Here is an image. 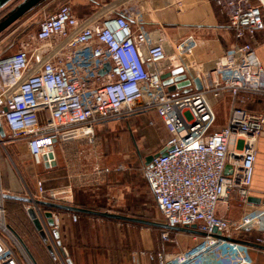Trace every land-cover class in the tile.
<instances>
[{
	"label": "built area",
	"instance_id": "obj_1",
	"mask_svg": "<svg viewBox=\"0 0 264 264\" xmlns=\"http://www.w3.org/2000/svg\"><path fill=\"white\" fill-rule=\"evenodd\" d=\"M214 2L226 10L236 42L211 68L192 58V36L171 46L142 25L134 28L129 11L113 3L82 18L62 3L44 14L15 52L0 56V123L5 131L0 146L5 148L6 138L21 141L37 164L45 163L43 156L50 152L56 158L57 144L76 139L93 143L97 124L138 110L156 111L168 138L151 164L143 166L144 177L164 223L196 225L190 235L204 238L175 253H149L159 264H258L244 251L264 252L243 243L264 246V202L248 201L258 141L264 136V112L246 107L249 93L264 94V65L252 41L257 32L264 33V0ZM106 63L110 69L101 75ZM178 67L190 73L192 88L187 92L169 91L163 83L161 76ZM226 95L231 98L230 116L225 126L215 129V103ZM7 157L11 159L9 153ZM110 171L94 169L96 177ZM20 177L21 192L4 189L0 166V264H36L7 223L4 194L30 197L25 209L35 208L48 233L36 201L67 204L72 197L65 186L48 188L40 179L33 191ZM232 195L245 206L243 215H218L219 204H228ZM53 219L59 227L58 210ZM72 219L77 221L78 215ZM177 234L171 236L166 229L162 237L178 244ZM50 237L57 260L69 264L66 249L58 247L51 232Z\"/></svg>",
	"mask_w": 264,
	"mask_h": 264
},
{
	"label": "crops",
	"instance_id": "obj_2",
	"mask_svg": "<svg viewBox=\"0 0 264 264\" xmlns=\"http://www.w3.org/2000/svg\"><path fill=\"white\" fill-rule=\"evenodd\" d=\"M49 1L51 0L44 1L31 11H51L50 13H52L58 8L60 4L67 3L71 6L73 12L78 17L82 18L89 14H92V12L86 14L84 11L96 12L107 2L108 4L113 3L114 7H119L120 10H124V12L128 10L130 13V17H128V13L125 14H127V17L131 20L134 28L138 25H142L155 37H163L164 39L168 40L171 43V46L175 45L178 41H181L188 36H192V39L194 40L192 58L208 68H211L214 64H218L221 61V58L223 57L227 47L236 42L233 37V33L229 28V17L226 13V10L218 6L214 2V0H96V3L98 4L94 6L95 8H93L91 4V2L95 0H58L57 5L52 8H48ZM257 34L264 36V33L261 31L257 32ZM259 50L260 51L257 53L264 65V42L260 44ZM171 70L172 69H169L167 72ZM187 76H190V73L188 71ZM190 88H192V86L189 85L186 88H177V90L181 89L182 92H187L188 90H190ZM255 95L264 96V94L249 93L248 102ZM225 99L231 101V98L228 95L220 100ZM218 104L219 103L217 102L215 103L216 112ZM246 107L248 108V104L246 105ZM248 109L252 110L250 108ZM152 113L159 118L156 111L153 109L138 110L135 113L125 115L120 118H128L133 116H149V114ZM120 118L102 122L100 124H97L95 128L96 130H99L103 126L108 125L112 121L118 120ZM149 121V123L151 124L152 119H149ZM164 129L168 134L165 126ZM58 145L59 144H57V146ZM57 146H55V150ZM60 148L62 149L63 145H59V149ZM155 153L157 152H153L149 155ZM146 157L144 160L145 162ZM56 160L57 164H59L57 152ZM145 162L142 163L143 166L146 165ZM41 165L43 166V169L45 171L53 174L52 176H47L49 177V180L52 181L58 178L57 180L62 181V173L64 172L63 169H60V177H55V169H57V165L50 167H46L44 163ZM125 172L128 171H125L123 167V169L121 170L110 171V173L106 175L98 176V184L100 185L96 188L98 190L104 191L103 193H108L106 195V197H108L110 194V190H114L112 188L118 185L114 184L115 182H113L116 178L121 177V180L123 179L124 182H127L128 180L126 181V179L129 177L128 179L129 181H131L132 174H128ZM93 174L95 175V173ZM106 178H109V180L106 181ZM77 179V176H72L71 179H69V177L67 176V184L65 185V187L69 190L68 194L71 193L72 195V197H69L70 200L67 204L83 208L78 203H86L88 209H90L91 207L96 208V206L91 204V202H86L89 199L88 197H91L90 195H87V192H94L95 188L93 187L95 186L91 185L89 188H86L87 184L89 183L84 182L82 185L77 184ZM88 179L92 178L89 176L88 178H86V180ZM71 181L74 182L75 185ZM16 183L17 186L14 187ZM127 183L129 184L130 182ZM12 185L14 187L13 190L15 193L18 194L19 192H21L22 187L17 176H15ZM45 186L48 188H53L52 186H47L46 183ZM35 189L36 187L34 186V190ZM86 195L87 197H85ZM251 196L258 197L264 202V136H262L258 141V154L255 164L253 192ZM98 203L99 204H96L97 207H99V205L102 207H106V202L100 201ZM239 205L241 207L240 216H242L246 208L240 203ZM235 208H237V204L232 206V210ZM102 211L120 213L109 209ZM217 211L220 213L225 212L220 206H218ZM74 213L78 215L77 221H73L72 219V215ZM240 216H238V218ZM58 217L60 222L58 227L59 237L55 236L54 232L52 231V226H50L47 222V218H45L46 224L48 229L54 236V239L60 241V247L65 248L68 252V259H70L71 262L70 264H159L158 259H151L149 253H157L159 251H164L166 253L177 252V250H165V243L172 242L163 239L162 232L166 229L158 226H149L128 220L70 210H58ZM143 219H148L156 222H164L160 221L154 216H152L151 218ZM169 230L171 232V236H175L173 232L184 233L186 235H190L191 232L172 229ZM180 236L182 238L185 237L184 235ZM172 247L174 248V246ZM141 251H144L145 253L142 254ZM246 252L258 264H264V252L254 249H247ZM35 260H37L36 257ZM38 261L39 260H37L36 262L38 264H41V262Z\"/></svg>",
	"mask_w": 264,
	"mask_h": 264
},
{
	"label": "rangeland",
	"instance_id": "obj_3",
	"mask_svg": "<svg viewBox=\"0 0 264 264\" xmlns=\"http://www.w3.org/2000/svg\"><path fill=\"white\" fill-rule=\"evenodd\" d=\"M23 1L24 0H13L0 9V20ZM96 2V0L91 2L93 8L98 4ZM57 3L58 0H51L48 3L49 7H47L52 8L57 5ZM50 12L51 11H31V13H27L5 29L0 34V56H7L15 52L20 47L21 41L37 30V26L44 14ZM84 12L89 14L95 11ZM252 41L257 47V52H259V46L264 42V36L257 34ZM230 102L231 101L226 99L217 102L219 104L217 105L215 129L221 128L226 124L230 114ZM247 104L248 108L254 111L264 112V96L262 95L253 96L249 102L247 101L246 105ZM149 119H152L154 124H150ZM167 138L168 134L164 129L161 119L156 117L153 113L149 114V116H133L112 121L108 125L96 130V138L93 143L84 139H76L69 142L67 145H63V148H60L61 150L59 149V145L56 147L59 164H57V169H55V177H60V169H63L62 181L57 180L58 178L52 181L49 180L47 176H52L53 174L45 171L41 164L34 162L23 142L12 141L6 138L7 143L5 148L4 146H0L2 185L6 190H13L12 182L15 176L21 181V175L28 187L34 191V186H36V181L38 179L42 180L44 185L46 183L47 186L57 188L67 184V176L69 179H71L72 176H77V184L82 185L84 182H88L89 184H87L86 188H89L91 185L95 186L93 187L95 188L94 192H91L92 194L87 192V195L91 197H88L89 199L86 202H91V204L95 206H97L96 204H99L98 202L100 201L106 202L105 206L107 209L120 212V214L137 216L140 218H151L154 216L160 221H164L144 178L142 163L145 162L144 160L147 155L158 152ZM8 153L11 159H8ZM96 166L108 167L111 171L117 170L119 166L124 167L125 171H128L125 173L132 174V179L131 181H129V177L126 179V181L128 180L127 182H130L128 184L124 182L123 179L121 180V177L116 178L113 182L118 185L112 188L114 190H110L109 196L106 197L108 193H103L104 191L96 188L100 185L98 184V177L93 174ZM89 176L92 179L86 180ZM108 180L109 178H106V181ZM72 183L75 185L74 182ZM87 195L85 197H87ZM27 203L28 202L6 198L5 207L7 223L17 232L31 253H33L32 255L39 260L38 262H41V264L60 263L55 257L54 250L49 248V244H51L50 232L48 233L45 231L48 240L45 241L40 231H35L34 222L28 219L25 209ZM236 204L237 208L232 210V206ZM219 206L225 211L224 213L217 211V214L220 216L236 219L241 214L239 201L234 195L231 196L228 204L222 201ZM173 233L175 235V232ZM179 234L185 237L182 238ZM177 236L178 244L165 243V250H183L204 240V238L199 236L196 237L184 233H178ZM52 237L54 238L53 235ZM57 245L60 248L61 244L59 245L57 243ZM244 254L248 256L246 251H244ZM219 264L226 263L221 260Z\"/></svg>",
	"mask_w": 264,
	"mask_h": 264
},
{
	"label": "water",
	"instance_id": "obj_4",
	"mask_svg": "<svg viewBox=\"0 0 264 264\" xmlns=\"http://www.w3.org/2000/svg\"><path fill=\"white\" fill-rule=\"evenodd\" d=\"M11 1H13V0H0V9L5 7ZM44 1H46V0H24L23 2H21L18 6H16V8H14L2 20H0V34L5 29H7L10 25H12L14 22L19 20L23 16H25L28 12H30L32 9L36 8L37 6H39ZM109 69H110V64L106 63L104 65V67L100 70V74L104 75L105 73H107V71ZM161 77L163 79L164 85L168 87L169 91H174L177 88H186V87H188L190 85V79L188 78L187 74L185 73L183 67L174 68L171 71L164 73ZM0 133H1L2 136L5 135V131H4L1 123H0ZM161 153H164V152L161 151ZM158 154H159V152L147 156L145 164L146 165H150L152 160H153V158L156 155H158ZM48 157L52 159L51 162L48 161ZM43 159L45 160L44 164H45L46 167L57 165V160H56L53 152H50L48 155H44ZM229 169H230V166L227 165L225 173H229ZM4 197L8 198V199H15V200L23 201V202H28V203L32 202V199L30 197H25V196H20V195H14V194L6 193V194H4ZM248 201L252 202V203H261V202H263L260 198L253 197V196H250L248 198ZM36 202L39 205L51 206L52 208H55L56 210L79 211V212L90 213V214L99 215V216H105V217H112V218H117V219H122V220H128V221L137 222V223H141V224H145V225H149V226L154 225V226L161 227L163 229H172V230H181V231H193L194 232V228H196V225H192L191 228H187V227H172V226H170V225H168V224H166L164 222H156V221H151V220H148V219L133 217V216L120 214V213H113V212H109V211H100V210H92V209H88V208H81V207H77V206H74V205H68V204L59 203V202L42 201V200H37ZM27 212H28V215L30 216V218L32 219V221L34 222L36 228L40 231V234L45 239V241H48L47 237H46L44 225H43L41 219L38 217V214H37V211L35 210V208L29 207ZM44 216H45V218H47L48 224L50 226H52V231L54 232L55 236L59 237L58 227H54L53 211H51V210L47 211L46 210L44 212ZM22 242H23V240H22ZM58 243H60V241H58ZM243 243L251 245V246L259 247V248H264V246H260V245H257V244L251 243V242L243 241ZM24 245H25V243H24ZM25 247L29 251V249H28V247L26 245H25ZM49 248L51 250H53L51 245H49ZM52 253H53V251H52ZM31 256L35 260V258L33 257L32 254H31ZM55 257H56V255H55ZM68 262H69V264L71 263L70 259H68ZM36 264H38V263L36 262Z\"/></svg>",
	"mask_w": 264,
	"mask_h": 264
},
{
	"label": "trees",
	"instance_id": "obj_5",
	"mask_svg": "<svg viewBox=\"0 0 264 264\" xmlns=\"http://www.w3.org/2000/svg\"><path fill=\"white\" fill-rule=\"evenodd\" d=\"M29 13V12H28ZM80 206H82L83 208H87L88 206H87V204L86 203H78ZM40 207H41V209H42V211L43 212H45L46 210L48 211V210H51V211H55L56 209L55 208H52L51 206H46V205H40ZM90 209H95V210H100V211H102V210H107V208L106 207H102V206H100L99 205V207H97L96 206V208L95 207H91ZM27 213V212H26ZM27 217H28V219L31 221V219L29 218V216H28V214H27ZM33 222V221H32ZM35 231H38V229L36 228V226H35Z\"/></svg>",
	"mask_w": 264,
	"mask_h": 264
}]
</instances>
